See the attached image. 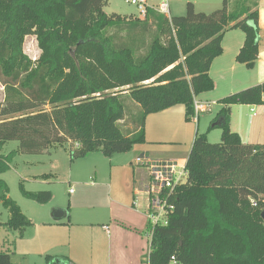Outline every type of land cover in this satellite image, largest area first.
Returning <instances> with one entry per match:
<instances>
[{"label":"trees","instance_id":"trees-1","mask_svg":"<svg viewBox=\"0 0 264 264\" xmlns=\"http://www.w3.org/2000/svg\"><path fill=\"white\" fill-rule=\"evenodd\" d=\"M108 3L0 0V174L17 152L61 147L73 159L129 151L144 142L147 115L176 104L184 105L189 120L193 99L214 87L209 69L228 29L244 33L236 61L255 64L258 0H222L209 14L192 2L174 16L147 7L141 18L107 13ZM28 35L36 39V59L23 50ZM218 102L213 125L220 141L195 132L186 182L167 224L153 228L148 264H167L171 256L179 264H264V142L243 143L229 127L231 106L264 105V81ZM9 140L17 149L4 154ZM19 190L40 204L52 197L22 182ZM8 192L0 178V202L8 212L2 225L21 237L32 222ZM0 264H13L8 253L0 252Z\"/></svg>","mask_w":264,"mask_h":264},{"label":"crops","instance_id":"crops-1","mask_svg":"<svg viewBox=\"0 0 264 264\" xmlns=\"http://www.w3.org/2000/svg\"><path fill=\"white\" fill-rule=\"evenodd\" d=\"M124 1L129 3L127 0ZM140 1H144L148 8H155L163 0ZM187 2L196 4L197 1H167L168 16L182 15ZM112 3L113 0H109L107 6ZM257 11L258 54L252 68H247L235 59L243 44V31L239 28H232L222 35L221 54L212 60L209 69V75L214 82L212 93L215 95L218 93L217 98L264 81V0H258ZM200 96L203 99L198 100L215 104L212 99L214 97L209 92L200 93ZM184 116L185 108L182 104L147 115L144 125V142L135 144L129 151L110 156L106 183H88L91 187L108 188L106 212L85 209V211L70 214L67 212L65 217L53 219L51 216L52 208H55L53 206L66 210L69 208V202L66 207L63 205L47 206L49 201L38 204L39 206L31 204L34 208L32 214L21 209L32 224L24 229L19 239H13L14 251L12 253L19 262H13L10 255L12 263L50 264L54 259H59L71 264H148L149 238L146 230L148 222L144 213L146 196L141 191L146 169L138 165L135 158L146 155L153 160H167L175 162L178 166L185 165L180 160H176L178 157L167 155L175 154L173 152L182 147H185L186 153L190 151L195 133L192 135L193 128L185 121ZM229 127L239 135L243 143L264 142V105L235 104L231 106ZM207 133L208 131L206 135ZM64 150L65 152L62 153L66 156H61V160L69 156L67 150ZM45 152L50 154L49 151ZM68 159L71 161L70 157ZM98 159L100 160L99 157ZM88 169V164L86 166L83 163L77 166V170H82L83 173ZM103 169L98 162L94 163V178L105 179ZM118 170L123 175L122 179L115 177ZM50 175L52 174H42L43 178L50 177ZM70 190L72 189H69L68 193L73 194L74 191L70 192ZM72 200L73 203L77 201L76 197ZM6 220H0V228L5 230L3 232L5 234L7 230L2 223ZM30 229L32 232H29Z\"/></svg>","mask_w":264,"mask_h":264},{"label":"rangeland","instance_id":"rangeland-1","mask_svg":"<svg viewBox=\"0 0 264 264\" xmlns=\"http://www.w3.org/2000/svg\"><path fill=\"white\" fill-rule=\"evenodd\" d=\"M196 1V4H194L195 10L203 11L207 14L220 8L222 5V0ZM231 2L232 0H229L230 5ZM112 11H117L116 13L127 17L133 14V17L141 18L137 7L130 3H126L124 0H113V3L111 5L105 7V12L108 13ZM183 14H185V10H183ZM23 50L31 59H36L38 57L39 49L34 36L28 35L25 37L23 43ZM2 88L3 87L0 84V101L3 100ZM208 92L212 95V97H214L212 99H214L215 101V104L213 103L210 107L211 111L201 112L198 114L197 119L191 116L189 120L185 119V121H187L188 124L193 128L192 135H194L195 132L205 133L206 131H208V141L211 143H218L220 141L221 130L219 127L213 125V119L215 117L216 112L220 108L218 101L222 97L217 98L218 93H216V95L215 93H212L213 89L210 91H206V93ZM196 98L203 99L200 94L197 95ZM128 101H130V99L125 97L124 104H127ZM129 107L132 109L131 105ZM124 123L127 124V121H124ZM17 146V141L9 140L5 142L2 152L6 154L13 149H17ZM57 149L58 150H56V148L49 149L50 154L46 152H42L39 154L23 152L15 153L14 157L10 162L9 169L6 172L0 174V178L4 180L7 184L9 191L8 196L12 200H14L19 207H21L20 209L32 214L34 212V208L31 204L39 206L38 204L40 203L27 199L20 193L19 183L22 182L24 188L29 191L52 190L53 192H50L53 196L49 203H47V206L63 205L64 207H66L68 205L67 203L69 202V208H66L69 214L71 212L85 211V209H88L90 211L99 210L100 212H106L108 188L103 186L91 187L90 185H88V183H106V176L108 178L109 172L108 159L110 157H107L100 152H93L83 157L73 158L71 159V161H69L68 159L69 156L68 158L66 157L64 160H61V156H66V154L62 153L65 152V150L61 147H58ZM181 149L173 152L175 154L167 155H173L174 157H178V159L176 160H180L181 163H185V159L188 155V152L186 153L185 147H182ZM96 156H98L100 160ZM97 162L104 168L103 172L105 174V179H101L99 177L94 178L93 164ZM83 163L86 166L87 164L89 165L88 171H84V173L82 170H77V166L82 165ZM118 171L116 172L115 177L122 179L123 175L120 173L121 171ZM43 173H51L52 175H50V177L47 176V178H43ZM69 189H72L74 193L69 194ZM73 197H76V203H73ZM7 218L8 212L5 208H3L0 202V220H6ZM6 230L7 232L5 234L3 233L5 232V230L3 228H0V251L8 253L9 255H11L12 261L18 263V258L12 252L14 251L13 239H19V233L17 230ZM29 232H32V229H30Z\"/></svg>","mask_w":264,"mask_h":264},{"label":"built area","instance_id":"built-area-1","mask_svg":"<svg viewBox=\"0 0 264 264\" xmlns=\"http://www.w3.org/2000/svg\"><path fill=\"white\" fill-rule=\"evenodd\" d=\"M135 5L141 17L145 16L147 6L144 1L127 0ZM155 10L159 13L168 15L169 8L166 0L161 1ZM193 115L197 119L201 112L209 111L212 102H202L196 98L193 99ZM252 110V109H251ZM76 146V145H75ZM138 165L146 169L145 178L142 184V192L145 194L146 207L145 216L150 225L147 233L149 238V249L153 228L156 225H165L168 222L170 214L174 210V202L178 188L186 182L187 170L185 165L178 166L175 162L167 160H153L146 155H140L135 158ZM72 192V190H70ZM252 205L257 202L251 200ZM264 204V199L262 200ZM167 264H179L174 256H171Z\"/></svg>","mask_w":264,"mask_h":264},{"label":"water","instance_id":"water-1","mask_svg":"<svg viewBox=\"0 0 264 264\" xmlns=\"http://www.w3.org/2000/svg\"><path fill=\"white\" fill-rule=\"evenodd\" d=\"M67 215V211L60 207H55L51 211V216L53 219H61ZM262 218H264V210L261 213ZM50 264H71V263H65L62 262L59 259H54Z\"/></svg>","mask_w":264,"mask_h":264}]
</instances>
